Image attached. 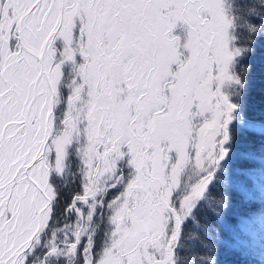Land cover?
<instances>
[{
  "label": "snow or ice",
  "instance_id": "obj_1",
  "mask_svg": "<svg viewBox=\"0 0 264 264\" xmlns=\"http://www.w3.org/2000/svg\"><path fill=\"white\" fill-rule=\"evenodd\" d=\"M256 214L264 0H0V264H264Z\"/></svg>",
  "mask_w": 264,
  "mask_h": 264
},
{
  "label": "trees",
  "instance_id": "obj_2",
  "mask_svg": "<svg viewBox=\"0 0 264 264\" xmlns=\"http://www.w3.org/2000/svg\"><path fill=\"white\" fill-rule=\"evenodd\" d=\"M259 60V55L257 56V61ZM259 86L257 85V90L254 91L251 100H250V114L255 115L258 114L259 108L261 106V95L258 90ZM259 214L255 215V222L250 226L249 235L251 238V247L255 252V258L256 256H259V251L261 247V239L264 238V235H262V231H264L262 228V225L260 223ZM261 225V226H260ZM222 259H231L230 257H222Z\"/></svg>",
  "mask_w": 264,
  "mask_h": 264
},
{
  "label": "rangeland",
  "instance_id": "obj_3",
  "mask_svg": "<svg viewBox=\"0 0 264 264\" xmlns=\"http://www.w3.org/2000/svg\"><path fill=\"white\" fill-rule=\"evenodd\" d=\"M260 218H258V220H259ZM256 259H259V256H256Z\"/></svg>",
  "mask_w": 264,
  "mask_h": 264
},
{
  "label": "bare ground",
  "instance_id": "obj_4",
  "mask_svg": "<svg viewBox=\"0 0 264 264\" xmlns=\"http://www.w3.org/2000/svg\"><path fill=\"white\" fill-rule=\"evenodd\" d=\"M261 226V225H260ZM264 230V229H263Z\"/></svg>",
  "mask_w": 264,
  "mask_h": 264
}]
</instances>
